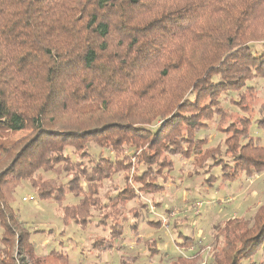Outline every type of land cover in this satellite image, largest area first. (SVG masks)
<instances>
[{"label":"trees","instance_id":"trees-1","mask_svg":"<svg viewBox=\"0 0 264 264\" xmlns=\"http://www.w3.org/2000/svg\"><path fill=\"white\" fill-rule=\"evenodd\" d=\"M254 44L264 46V0H0V264H16L14 254L19 264H46L5 200L12 182L55 202L64 224L100 228L105 235L90 250L102 255L123 240L128 204L165 190L175 157L192 159L209 184L217 168L221 184L263 173L264 139L250 135L253 125L264 135V115L251 114L258 91L248 84L264 81V50L253 52ZM229 93L242 113L222 106ZM213 123L226 136L223 151L203 149L207 140L197 136ZM88 144L113 158L91 157ZM58 166L66 182L42 177ZM116 175L123 186L101 196ZM67 196L78 201L63 205ZM202 250L179 261L196 264ZM258 251L264 204L250 221L231 218L217 230L211 261L243 264Z\"/></svg>","mask_w":264,"mask_h":264},{"label":"rangeland","instance_id":"rangeland-1","mask_svg":"<svg viewBox=\"0 0 264 264\" xmlns=\"http://www.w3.org/2000/svg\"><path fill=\"white\" fill-rule=\"evenodd\" d=\"M251 49L253 52L261 53L264 46L254 44L251 45ZM248 85L258 91V97L253 102L254 109L251 113L256 119L264 115V107H262L264 94L261 90L264 81L256 79ZM237 98V93H229L222 97L221 104L230 112L242 113L231 102ZM215 119L217 121L218 116ZM155 128L154 126L151 129ZM250 131V135L256 138L257 143H262L264 139L262 132L254 125ZM197 136L207 140L203 149L220 146L221 149L218 150H225L223 142L226 136L216 131L214 123ZM88 152L95 159H98L100 155L113 158L108 151H101L94 144H88ZM131 153L132 151L128 152L129 155ZM195 171L196 166L192 159L183 160L175 157L174 169L169 174L170 178L165 185V190L153 196L140 194L137 199L128 204L127 210H124L126 221L123 224V240L117 242L116 249L102 254V256L106 255L104 259L106 263L101 264H123L122 259L130 257L134 258L132 264H183L179 260L192 261L200 247L203 248L200 253L201 260L196 264H212L211 246L217 230L231 218H243L250 221L258 208L264 204V172L253 178L243 177L231 184H221L220 171L217 168L211 173L217 181L209 184L206 182L207 175L202 171L196 174ZM42 177L52 179L56 184L68 180L61 166ZM122 177V175H116L111 181L105 182L101 196L105 192L114 196L124 184ZM130 180L129 184L136 188V184ZM3 193L5 200L13 209L16 221L29 230L30 242L34 244L35 254L46 256V264H90L92 258L89 261L86 255L90 250V240L95 236L105 235L100 228L92 224L81 230L77 229L73 223L64 224L57 204L51 200H39L28 182H12L3 189ZM102 199L106 201L105 198L102 197ZM77 201V198L67 196L63 205H75ZM153 201L159 206H155ZM140 202L146 204V211L139 208ZM149 205L153 206L156 215L151 213ZM133 208H138L139 218L135 219L127 213ZM172 213L173 216H171ZM159 216L166 221L165 224L159 221ZM96 219H98V213L93 212L91 220L96 221ZM150 221L159 222L160 226L150 225ZM132 224L136 225L137 233L130 230ZM2 231L0 226V237ZM179 234L192 238L195 244L191 245L192 247H183L181 239L183 240L184 237L178 239ZM59 241L63 244H56ZM149 245L158 251L153 254L148 248ZM51 251L62 252L68 260L60 261V259L48 256ZM13 256L15 261L19 259L15 254ZM251 263L264 264V251H258L249 261L243 262V264Z\"/></svg>","mask_w":264,"mask_h":264},{"label":"crops","instance_id":"crops-1","mask_svg":"<svg viewBox=\"0 0 264 264\" xmlns=\"http://www.w3.org/2000/svg\"><path fill=\"white\" fill-rule=\"evenodd\" d=\"M56 244L62 245L63 242L62 241H59ZM86 255L88 256L89 261L92 258V260L90 261V264L106 263L105 260H104L106 255H104V256L98 255L95 252H91V250H89ZM99 257H101V259H99ZM102 260H103V262H102Z\"/></svg>","mask_w":264,"mask_h":264},{"label":"built area","instance_id":"built-area-1","mask_svg":"<svg viewBox=\"0 0 264 264\" xmlns=\"http://www.w3.org/2000/svg\"><path fill=\"white\" fill-rule=\"evenodd\" d=\"M149 210L151 211L152 214L156 215V213L154 212L153 206L149 205ZM171 216H173V213ZM159 221L164 223V224L166 223V221L164 219H162V216H159ZM16 264H19V262L16 261Z\"/></svg>","mask_w":264,"mask_h":264}]
</instances>
